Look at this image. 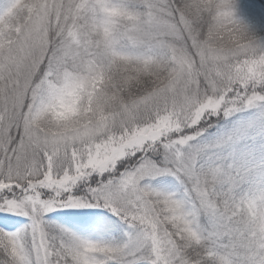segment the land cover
<instances>
[{"label":"snow or ice","instance_id":"1","mask_svg":"<svg viewBox=\"0 0 264 264\" xmlns=\"http://www.w3.org/2000/svg\"><path fill=\"white\" fill-rule=\"evenodd\" d=\"M140 2L142 11L110 0H86L83 5L80 0H9L0 9V213L5 214L4 220L23 217L27 221L15 232L0 229V264H181L179 242L199 243L193 226L197 205L215 211L210 187L228 202L230 193L224 188L234 184V177L212 164L202 165L198 153L186 151L203 131L176 136L161 131L166 115L157 117L161 125L152 132L141 133L137 127L135 135L131 128L109 137L100 132L98 124L66 126L51 143L57 151L63 146L69 166L57 169L47 150L40 153L39 163L30 162L31 149L40 143L33 132L37 103L40 109L68 104L79 110L89 81L102 67L86 46L90 42L82 38L85 29H102L126 17L133 22L128 31L155 40L161 49L175 38L183 39L186 47L197 46L199 33L193 35L194 24L203 22L189 19L186 5L178 0ZM224 7L231 8L230 0H225ZM114 9H118L117 16L111 14ZM144 25L150 30L145 32ZM218 27V21L204 24L209 38ZM171 55L174 62L179 59L184 64L182 58ZM85 58L84 72L71 70L70 65L84 63ZM53 76L55 81L50 79ZM236 80L226 98L230 107L222 109L225 118L264 105V95L259 94L264 91V63L251 72L241 70ZM98 135H103L102 141L85 139ZM153 149L166 153L165 166L147 158ZM137 153L144 157L139 165L116 175L117 164ZM106 156L110 159L101 166H88L90 157L103 160ZM105 174L106 180L93 179L95 186L89 183L90 178ZM158 175L184 181L183 197L143 183ZM185 205H191L192 211L187 212ZM100 207L127 224L131 231L124 243L81 239L46 219L62 209ZM173 216L175 220H165ZM216 229L212 238L227 233L223 217L217 219ZM247 264H264V252L249 256Z\"/></svg>","mask_w":264,"mask_h":264},{"label":"clouds","instance_id":"2","mask_svg":"<svg viewBox=\"0 0 264 264\" xmlns=\"http://www.w3.org/2000/svg\"><path fill=\"white\" fill-rule=\"evenodd\" d=\"M110 2L142 11L140 0ZM178 2L187 6L184 10L189 19L203 22L194 24L193 35L199 33L195 48L186 47L183 39L175 38L161 49L155 40L128 31L133 22L126 17H118L115 24L102 29L89 27L84 30L82 38L90 42L86 46L96 54L102 67L89 81L80 98L79 110L68 104L40 109L37 103L33 132L40 137V143L31 149L30 162L39 163L40 153L47 150L52 153L57 169L67 168L71 161L63 146L57 151L51 143L66 126L83 128L89 123L98 124L100 132L109 137L119 136L122 130L131 128L135 135L137 127L141 133L152 132L161 125L157 117L166 115L168 119L159 130L176 136L200 131L201 123H206L210 117L225 118L222 109L230 107L226 98L237 85L236 76L245 68L251 72L264 63V43L258 42L237 20L232 4L230 9L224 7L225 0ZM84 3L86 0H80L81 5ZM111 14L117 16L118 9ZM217 21L219 27L214 28L209 38L204 24L215 25ZM144 29L145 32L150 30L147 25ZM172 53L182 58L184 64L181 65L179 59L174 62ZM87 62L88 58H85L84 63L70 65V68L84 72ZM50 79L55 81L56 77ZM259 94L264 95V91ZM260 107L264 108V105ZM176 129L180 131L176 132ZM103 135L85 139L89 143L102 141ZM230 142V136L223 141L224 144ZM109 159L107 156L103 160L90 157L92 162L88 166L99 167ZM212 165L233 176L235 182L224 188L230 193L227 203L210 187L215 211L197 205L198 214L193 219V226L199 243L179 242L182 245L181 264H247L249 256L264 252V164L259 169H245L223 160ZM185 208L187 212L192 211L191 205H185ZM201 216L206 219V226L200 224ZM220 217L227 225V233L212 238ZM175 219L174 216L165 217L169 222Z\"/></svg>","mask_w":264,"mask_h":264},{"label":"rangeland","instance_id":"3","mask_svg":"<svg viewBox=\"0 0 264 264\" xmlns=\"http://www.w3.org/2000/svg\"><path fill=\"white\" fill-rule=\"evenodd\" d=\"M259 42L264 43V39L261 38ZM199 130L203 131V135L192 142L189 152L198 153L202 165L208 166L223 160L234 163L241 168L259 169V166L264 164V108L255 106L228 118H223L218 124L210 127H199ZM229 136L231 142L224 144L223 141ZM143 158L141 155L134 166L125 171L137 167ZM147 158L160 167L167 163V156L163 150H151ZM156 158L161 161L156 162ZM257 175H259V171H257ZM89 183L95 186L93 178L89 179ZM143 183L157 191L175 194L178 197H183L186 188L184 181L171 175H158L143 181ZM75 214H83L86 220L83 222V217L78 218ZM4 216V213H0L1 219ZM13 218L15 220L12 222L0 221V225L5 231L15 232L27 223L23 217ZM46 219L50 225L66 229L81 239L108 245L124 243L127 239L126 234L131 231L127 224L103 207L62 209L50 213ZM200 224L202 226L207 224L206 219L202 216L200 217Z\"/></svg>","mask_w":264,"mask_h":264},{"label":"trees","instance_id":"4","mask_svg":"<svg viewBox=\"0 0 264 264\" xmlns=\"http://www.w3.org/2000/svg\"><path fill=\"white\" fill-rule=\"evenodd\" d=\"M8 2L9 0H0V9L6 7ZM230 2L237 20L249 30V32L258 42L261 38L264 39V0H230ZM222 120V117H210L206 123L202 122L199 127H210L214 124L220 123ZM141 155L142 154L137 153L136 156L127 157L120 161L117 164V171L115 174L118 175V173L134 166ZM159 161L161 160L156 158V162ZM106 178H108V174H105L103 177H95L93 179L97 181L98 179L99 181H104ZM75 216L78 218L83 217V222L86 220L83 214H75ZM13 220L15 219L11 217L10 219L6 220V222H12ZM0 221L3 222L4 219L0 218ZM0 229H3V226L0 225Z\"/></svg>","mask_w":264,"mask_h":264}]
</instances>
